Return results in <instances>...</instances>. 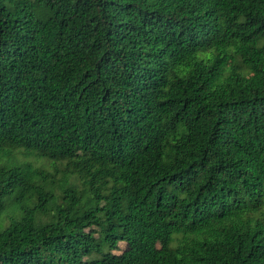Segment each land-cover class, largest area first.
<instances>
[{
	"label": "trees",
	"instance_id": "trees-1",
	"mask_svg": "<svg viewBox=\"0 0 264 264\" xmlns=\"http://www.w3.org/2000/svg\"><path fill=\"white\" fill-rule=\"evenodd\" d=\"M0 264H264V0H0Z\"/></svg>",
	"mask_w": 264,
	"mask_h": 264
},
{
	"label": "rangeland",
	"instance_id": "rangeland-1",
	"mask_svg": "<svg viewBox=\"0 0 264 264\" xmlns=\"http://www.w3.org/2000/svg\"><path fill=\"white\" fill-rule=\"evenodd\" d=\"M124 247V244L123 243H120L119 244V248L122 249Z\"/></svg>",
	"mask_w": 264,
	"mask_h": 264
}]
</instances>
